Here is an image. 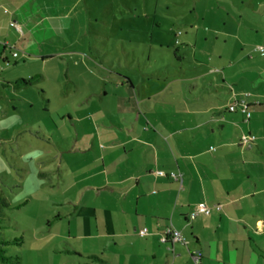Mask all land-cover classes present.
Here are the masks:
<instances>
[{"label": "crops", "instance_id": "crops-1", "mask_svg": "<svg viewBox=\"0 0 264 264\" xmlns=\"http://www.w3.org/2000/svg\"><path fill=\"white\" fill-rule=\"evenodd\" d=\"M132 1L139 7L138 0H0L1 73L10 74L8 64L18 67L26 56L53 60L59 74L55 94L74 113L67 114L69 124L60 118L69 135L53 140L57 151L49 172L54 182L48 183L64 194L53 202L58 212L46 232L37 235V255L44 252L50 264H194L191 254L200 251L202 264H264V54L255 48L231 57L212 51L207 59L195 50L189 62L187 52L177 50L170 65L187 61L193 67L165 69L163 62L151 60L161 24L148 23L145 4L148 44L127 41L136 72L114 69L111 52L100 47L115 39L123 49L118 62H130L126 40L118 33L140 30L125 31L106 19L137 16ZM94 4L96 10L90 7ZM67 17L74 34L67 44L71 52L30 56L15 51H27L30 31L39 22ZM174 29L175 45L197 48L199 31L189 37L188 29ZM111 31L117 33L110 36ZM203 63L214 68L205 71ZM21 79L0 81L5 99L0 105L9 113L33 108L23 89L38 91L44 110L51 105L39 86L44 75L29 78L38 80L28 86L17 85ZM240 103L249 107L250 119L229 111ZM243 135L255 140L244 145ZM37 176L45 184L50 174L38 169ZM200 203L211 213L189 221ZM170 226L187 246L161 241ZM143 229L147 233L141 236Z\"/></svg>", "mask_w": 264, "mask_h": 264}, {"label": "rangeland", "instance_id": "rangeland-1", "mask_svg": "<svg viewBox=\"0 0 264 264\" xmlns=\"http://www.w3.org/2000/svg\"><path fill=\"white\" fill-rule=\"evenodd\" d=\"M138 1L139 7L134 5L137 3L136 1H132L138 10L137 16H116L106 19L108 24L113 26H124L125 31L130 28L140 30L139 33H118L119 38L126 40L124 50L130 53L131 59L130 62H127L128 64L123 62L120 65L118 62L117 54H122L123 49L117 45L115 39H110L107 46L100 47L104 49L99 50L111 52V57H114V69L121 67L122 70L128 72H136L134 67L131 68L134 49L127 41L129 39L136 40L141 44L146 41L148 44V39L144 35L148 27L143 11L145 4L151 14L148 23L153 24L156 21L161 24V28L156 29L155 40L152 41L158 53H151V60H153L152 63H154V59L156 62H163L165 69L173 71L175 66H178L188 72L190 71L188 69L193 67L187 61L182 65H170L176 62L173 53L177 50L187 52L189 62H192L195 50L197 57L211 59L212 51L219 52L223 56L231 57L235 54L242 56L241 50H244L248 55L254 51V48L264 44L262 35L264 34L263 0H254L252 3L250 1L243 3L241 0ZM90 7L94 10L97 9L95 4ZM154 7L157 10L155 16L153 15ZM33 18L35 19V17ZM190 26H193L192 31ZM173 28L176 32L188 29L189 37L199 31L197 48L175 45L176 39L171 32ZM72 31L69 17L60 21L46 22L45 25L39 22L37 29L30 31L27 51L18 47L15 48V51L17 53L24 52L30 56L42 53L71 52L74 50L72 44L70 46L67 44L73 39ZM116 33L111 31L110 36H114ZM180 37L184 42V35H179L178 38L180 39ZM205 39L210 41V45L204 42ZM159 44H163V47H160ZM262 46L264 47V45ZM6 54L8 56L9 52ZM26 58L28 60L20 61L18 67H15V62H10L6 67L11 71L10 74L4 75L0 70V81L5 78L14 80L19 76L29 80L37 74H42L45 79L40 80L43 82L39 86L41 89L47 90L46 99L51 101V105H46L47 110H44L39 92L32 94L31 91L23 89L24 100L29 105L34 104L33 108L28 107L29 109L24 108L23 112L9 113L8 109L2 106L5 104V99L0 98V103H2L0 105L2 109L0 122H4L0 123V241L13 243L16 240L23 241V245H18L15 242L13 245L3 247L7 256L18 258V264H50L48 261L51 260V257L45 256L44 252H40L39 255L36 253L37 248H41V245L37 243V235L42 231L46 232L48 221H51L58 212L55 211L53 202L58 201L64 194L55 183L51 186L48 179H53L49 171L55 166L54 159L57 151L53 140L60 138L62 134L69 135L68 131L60 127V124L62 121L69 124L67 114L70 113L74 116V113L69 111L71 106L61 104L59 97L55 94V78L59 75L55 76L57 74L56 62L53 60L42 62L40 59L36 60L35 57L28 58L26 56ZM203 64L208 66L204 68L205 71L212 67L210 63ZM4 66L0 64V69ZM61 70L64 71L63 66ZM148 70L151 71L146 69V71ZM37 80H34L33 83ZM63 80L64 77L61 81ZM12 87L15 88L16 84L13 83ZM61 117L65 119L61 121ZM38 169L50 174L49 178H46L45 184L38 182ZM64 226L61 224L59 227L63 228ZM0 264L3 263L0 262Z\"/></svg>", "mask_w": 264, "mask_h": 264}, {"label": "built area", "instance_id": "built-area-1", "mask_svg": "<svg viewBox=\"0 0 264 264\" xmlns=\"http://www.w3.org/2000/svg\"><path fill=\"white\" fill-rule=\"evenodd\" d=\"M256 52H259L261 54H264V47H257L255 49ZM16 56V54H15ZM229 111L230 112H235V111H240L242 114L245 115V117L247 119L251 118V113L249 111V107L244 104V103H240V104H233L229 107ZM255 140V138L253 136L250 135H243L241 138V143L244 145L250 144L251 142H253ZM159 175H164V173L159 172ZM172 176L174 178H176V176L174 174H172ZM217 209H220V207H217ZM211 213V208H209L206 204L204 203H200L199 205H197L196 210L190 214V216L188 217L189 221L194 220V218L199 215V214H204V215H209ZM147 233L146 229H143L142 231H140V235L143 236ZM161 241L163 243H181L185 246L188 245V241L184 238V236L177 231L176 229H174L173 227H167L164 231V234L162 236ZM192 256V260L194 262V264H202V254L200 251H195L194 253L191 254Z\"/></svg>", "mask_w": 264, "mask_h": 264}, {"label": "trees", "instance_id": "trees-1", "mask_svg": "<svg viewBox=\"0 0 264 264\" xmlns=\"http://www.w3.org/2000/svg\"><path fill=\"white\" fill-rule=\"evenodd\" d=\"M33 79H30V80H19L17 81V85L19 86H28L32 83ZM15 242L18 243V245H23V241L22 240H16ZM15 242H6V241H0V262H2L3 264H18V258H13V257H10V256H7L6 255V251L3 247H6V246H10V245H13L15 244ZM16 260V261H14Z\"/></svg>", "mask_w": 264, "mask_h": 264}, {"label": "clouds", "instance_id": "clouds-1", "mask_svg": "<svg viewBox=\"0 0 264 264\" xmlns=\"http://www.w3.org/2000/svg\"><path fill=\"white\" fill-rule=\"evenodd\" d=\"M0 123H4V122H0Z\"/></svg>", "mask_w": 264, "mask_h": 264}]
</instances>
